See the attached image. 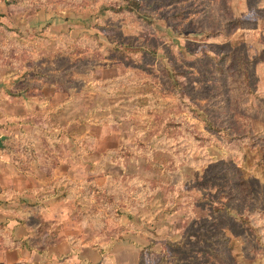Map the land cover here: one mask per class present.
<instances>
[{
	"label": "rangeland",
	"instance_id": "rangeland-1",
	"mask_svg": "<svg viewBox=\"0 0 264 264\" xmlns=\"http://www.w3.org/2000/svg\"><path fill=\"white\" fill-rule=\"evenodd\" d=\"M144 1L0 0L5 152L61 197L0 264H264L257 147L206 125L264 134V0Z\"/></svg>",
	"mask_w": 264,
	"mask_h": 264
},
{
	"label": "crops",
	"instance_id": "crops-1",
	"mask_svg": "<svg viewBox=\"0 0 264 264\" xmlns=\"http://www.w3.org/2000/svg\"><path fill=\"white\" fill-rule=\"evenodd\" d=\"M0 135L6 136L0 146V226H3L0 230H8L12 240H19L20 230H24V234L30 233L32 226H44L43 217L46 220L47 216L57 214L52 203L60 201L61 197L59 189V193L53 192L52 188L46 190L47 184L53 183L50 178L31 174L19 162L8 158L5 150L10 136ZM37 214L42 215L41 223L31 222V216ZM13 252L16 258L23 254L17 248Z\"/></svg>",
	"mask_w": 264,
	"mask_h": 264
},
{
	"label": "trees",
	"instance_id": "trees-1",
	"mask_svg": "<svg viewBox=\"0 0 264 264\" xmlns=\"http://www.w3.org/2000/svg\"><path fill=\"white\" fill-rule=\"evenodd\" d=\"M148 6L146 5V1L144 0H124V3L120 6V10H126L137 14L140 18L148 21L149 13L147 12ZM220 67L223 68V73L228 74V76L234 82V86L236 88H242L246 92H252L251 86V71L250 68L254 63V60H247L245 57L240 56L235 52H231L226 54L223 58L218 60L217 62ZM207 127L215 132L218 136H220L225 142H233L239 141L242 138L247 137L249 139V143L252 147H257L259 159L258 162L264 170V146L257 144V139L264 141V134L261 132L258 133L253 132L252 128L250 131L246 132L245 135H235L232 134L230 130L225 126H219L208 120L206 122ZM3 226H0L2 228ZM18 241V240H14ZM23 243L24 247L30 248L27 238L21 240V244Z\"/></svg>",
	"mask_w": 264,
	"mask_h": 264
},
{
	"label": "water",
	"instance_id": "water-1",
	"mask_svg": "<svg viewBox=\"0 0 264 264\" xmlns=\"http://www.w3.org/2000/svg\"><path fill=\"white\" fill-rule=\"evenodd\" d=\"M6 136L0 135V146H2L3 141L5 140Z\"/></svg>",
	"mask_w": 264,
	"mask_h": 264
}]
</instances>
